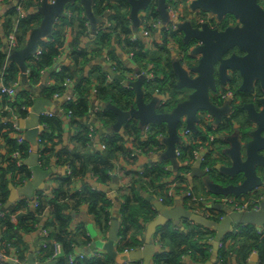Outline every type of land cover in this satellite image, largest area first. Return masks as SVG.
Here are the masks:
<instances>
[{
    "label": "crops",
    "instance_id": "obj_1",
    "mask_svg": "<svg viewBox=\"0 0 264 264\" xmlns=\"http://www.w3.org/2000/svg\"><path fill=\"white\" fill-rule=\"evenodd\" d=\"M108 1L114 5L115 11L112 12L110 9H107L106 11L104 10L98 13L92 8V15L90 16L80 1L73 2L78 3L84 8V13L87 17L85 18V20H87L86 28H84L86 29L84 30V34L86 33L85 35L80 34L79 20H75L76 15L69 8V5L72 3L66 5L65 12L60 15L61 21L54 25V30H60L59 42L61 43L56 62L74 71V78L76 82L70 90V98L75 104L81 103V105L86 109V115H84L83 119H77L76 116L70 115L66 108V113L64 115L50 119L51 129L54 132L53 138L56 140L55 146L52 147L48 153L49 162L46 164L44 163L43 167V169L51 170V173L45 180V188L39 189L47 192L49 191L47 197L42 202L41 208L35 209L34 207H31V205L27 204H21L18 206L16 204L18 199L7 208L5 206L7 202L6 200L4 209L6 210L7 218L0 221V234L6 239L8 247V264H26L31 253L34 256V260L38 263H46L56 260L54 264H58V261L62 257L52 258L53 249H44L40 245V228H43L44 224L54 239H60L67 234L69 235L63 239L65 240L63 243L65 250L67 249V241H70V239L75 241L71 245V249L66 251H73L71 253L82 252L88 254L91 251L89 247L93 244V238L91 237L88 229L89 224L93 225L94 229L97 231V236L101 240H109L110 224L108 227H106L105 224H99L97 220V213L100 211H107L110 219H112L114 215H117V217L121 219V226L124 219L129 217L127 223L130 225L129 227L131 232L133 230V225L130 221H137L141 224L146 222L144 230L145 234L149 223V221H146L145 218L148 211L155 209L159 213L155 206V202L157 201L155 191H160L161 183L176 181L184 176L187 171L184 168L185 163L181 160L182 158L180 156L176 154V157L173 158L168 155L167 146L164 147L165 149L163 148L162 151H158L155 148L153 150L147 149L149 145L155 146L153 139L155 141L156 139L152 137L150 133L144 132L143 129L145 125L140 120L138 121L142 132L139 135V144L144 143V145L147 146L143 151L140 149V151H138L133 157L130 156L131 139L126 121L122 125H119L117 119L114 124L105 125L98 114L97 118L91 121L96 128L94 145H92L91 139L89 141L90 143L87 145L85 141L83 142L82 139L78 138V133L80 132L79 130L81 129L82 124L86 125V120L91 119V112L96 106L101 107V113L104 109L109 107L114 109V111L115 108H120L117 105H112L113 107L110 106L112 103L108 100H104V98L100 95V92L103 94L106 87L111 86L109 83L112 79L117 80L119 83L122 80L123 82L127 81L125 74L130 73V76H132V78L130 77L131 79H129V84L134 87L135 99L133 100L132 107L130 109L136 105L139 88H142L145 96L143 85L144 81H146V75L141 74L137 77L135 75L133 78V73L138 70L136 69L138 66L133 61L126 46L125 35L122 34L124 32L122 30V21L118 18V12L116 9L117 5L120 3L117 0H106L105 2ZM93 3L94 0H92V4ZM170 3L173 4L174 0ZM154 4L155 3H153V5ZM153 5L143 11L139 10L135 13L133 12L132 5L130 3V13H128L127 16L129 32L126 33H128V36L141 39L142 44L144 45L143 54L147 53L150 59L153 58L162 67H168L169 69L168 61H170L174 67L178 62V53L185 52L180 49V45L172 39H169V48L172 52L167 54L164 47L165 43H162L164 36L160 30L152 32L149 37L144 36L142 21L145 18L144 15L150 13V9ZM14 6H16V0H7L0 6L1 47L7 46V40L9 37V33L4 30L3 22L4 19H6L4 15L7 10L13 8ZM27 12L29 11L27 10ZM104 27H106L107 30H102ZM53 32L48 37L41 38L37 42H34L31 38V32L24 37V41L22 43L17 40V45L10 51L9 54H7L6 66L7 64H13L18 71L13 78V81H8V83L21 81L27 84V70L29 69L31 72V56L35 52L36 47L40 45L39 42L41 40H49L50 38H53ZM79 42L80 45H82L84 52L80 53L78 57L75 58L73 49L76 45L78 46ZM190 47L191 45L189 46L188 51ZM109 56L112 57V60L108 59ZM190 58L192 64H197L199 59L198 55H192ZM112 61H115L119 71L113 70L114 63H112ZM143 68L149 69V66H143ZM111 70L116 73L114 72V75H112L110 72ZM55 72L59 71L50 70V72L42 74V77L39 79H36L37 76L35 73L32 74L31 72V74H28V77L33 78L35 81H33V84H30V89L24 87L26 88L25 93L22 92L18 98L25 100L28 98V93H31L34 95V100L32 101L33 105L35 104L37 97H45L52 102V105L46 104L44 108L46 107L48 109L50 108L56 110L61 107L65 102L61 103L64 99L54 98L52 96L54 87L59 84L55 78ZM116 74H121L122 80L116 78ZM108 75L112 77L111 80L108 79ZM170 82H172V80ZM163 87L167 91L160 92L162 93L160 96L168 100L169 104L173 105V107L179 102L187 99L189 94L192 92L191 89L178 86V83L176 89L173 88V85L170 86L172 89L169 87L171 91L168 89L167 85H163ZM155 97L156 95L152 94L151 100ZM145 99L149 101L147 98ZM126 102L127 101H124V103ZM244 114V110H239L237 117L243 116ZM228 115L231 116L230 114ZM227 118L228 117L225 119ZM229 119L233 122L232 124L235 131V126L238 124L236 122L238 120L240 121L241 117H229ZM55 120H59L61 122L60 129L55 126ZM151 126L155 129L160 128L156 127L154 123H152ZM211 126L212 129L215 130L214 133L218 135L220 140V142L216 145V151L211 154L212 157H215L217 160L215 167H218L222 159L220 144L221 147L223 146L222 149L230 147V144L221 139L219 135L228 137L231 133L224 128L217 131L216 128H219L220 126L219 121H217L215 117L212 118ZM194 129L193 135L195 134L194 132L197 131L198 127H195ZM117 136H119V138H116ZM111 139H114V141L111 143L110 147ZM89 149L101 152L100 154L108 160V163L95 166L85 162L86 168L83 172L77 174L76 176L74 175L73 177H69L64 162L65 154L67 157L74 160L75 165H78V163L80 165V162H78L80 156L83 157V159L88 157L87 155L91 153L90 151H87ZM108 149H111V152L108 151ZM202 151L205 150L203 149ZM31 153L26 157V159L31 155ZM76 154L79 155V159L75 157ZM224 162L227 163L228 160L225 159ZM196 163L197 161L190 165V173L187 178L191 184L196 186L197 190L204 193H206L205 190H207L208 193H212L210 197L206 199L205 207L215 210L218 216L220 214L223 217L226 214V210L224 209V205H226V203L223 201V198L228 194H216V192L213 191V188L211 189L210 187V182L212 180L217 184H223L220 179L221 174L216 168L212 173L213 178L210 177V173L203 175L202 170L205 169L204 163L201 165L202 169L197 166L196 169L193 170ZM143 172H145L147 176L142 174ZM262 172L263 175L264 169ZM149 173L150 176H148ZM93 188L97 189L99 192L98 201L102 200L101 197H107L110 202H107L104 198V204H101V202L92 204V200L89 201L86 198H83V196H80L82 190H89ZM58 193H61V195L65 193L68 194V196L62 199V201H58L61 203V206L59 207L56 205L57 202L54 200L52 201L53 197L58 195ZM86 194L88 196L91 195L89 193ZM109 203H111L112 206H109ZM185 204V196L182 192V188H176L173 196L170 197L167 200L166 205H164L166 207H174L178 205L187 207ZM36 220L37 222H35ZM188 221L190 220L182 219L179 222L175 221V224L184 229V227L186 228V222ZM239 227L242 226H235V230L239 229ZM87 233L90 234L91 238V241L89 242L86 240ZM214 237L213 239L210 238V241L208 242L212 246V252L210 254L211 257L209 260L212 259L214 255V247L212 244ZM89 243H91L90 246ZM156 244L160 243L155 242L156 252L158 250L159 252L170 251L168 246L164 248L162 246L158 247ZM95 249L100 250L99 248ZM237 249L238 248L232 252L233 256L230 260V264H249L253 254L245 259L242 253L240 255L238 254ZM103 256L104 259L109 257L105 251H103ZM200 259V256H197V259L188 257L186 263L202 264L208 261H200ZM217 259L219 260L218 256ZM88 263L91 264L90 262ZM112 263L116 264L114 260ZM141 264L144 263L141 262ZM152 264H154L153 261ZM256 264H261L259 258L256 261Z\"/></svg>",
    "mask_w": 264,
    "mask_h": 264
},
{
    "label": "water",
    "instance_id": "obj_2",
    "mask_svg": "<svg viewBox=\"0 0 264 264\" xmlns=\"http://www.w3.org/2000/svg\"><path fill=\"white\" fill-rule=\"evenodd\" d=\"M76 1L82 3L89 16L92 15V0H56L54 3L43 0L42 5L37 9L43 15L42 22L31 31L33 41L37 42L51 35L54 30L55 17L64 13L66 5ZM154 1L157 2L162 18L165 21L168 20L167 4L170 0H129L135 13L145 10ZM190 7L195 10L213 12L220 19L225 14H232L238 18L239 24L219 30L208 25L197 28L192 27L188 22L183 23L181 30L185 33L184 41L191 45L188 56L198 55L199 59L190 70L193 76L178 62L174 70L178 76V86L191 89L192 92L187 99L176 104L171 111H158L157 98L147 101L142 88H139L135 107L130 110L115 108L118 114V124L122 125L132 118L140 120L144 125L166 124L168 128L167 153L174 158L180 141L179 123L183 116L186 117L188 126L193 130H195L197 115L200 111L205 112L211 118L207 126H211L213 117L219 121L220 127H223L227 119L232 117L228 115L229 105L219 106L212 99V93L218 91L219 79L215 68L219 67L220 80L225 82L229 80V78L226 80L229 70L238 71L241 75V85L237 93H241L242 101L237 109L244 110L246 115L236 122L238 124L235 126V131L233 130L235 134L230 132L228 137L219 135L221 139L230 144V147L222 149L223 146L221 147L220 144L222 159L215 169L217 168L220 172L223 184H217L212 180L210 187L216 194L240 196L264 182V174L262 175L264 169V96L259 99L261 104L259 109L255 108L254 103L244 101V93L250 88L254 77L258 78L264 91V8L258 0H193ZM233 49H239L242 54L230 53ZM110 72L114 75L115 71ZM115 77L122 80L121 74H116ZM46 104L52 105V102L45 97H37L33 111L22 120V125L27 127L24 137L33 150L31 155L25 159L33 171V178L23 187L10 184V195L5 204L7 208L20 197H33L37 190L44 189L45 180L50 176L51 170L43 169L38 164L39 113L46 108H44ZM226 117L228 118L225 119ZM219 128L216 129L219 130ZM214 148L216 151L217 147L214 146ZM204 154L205 151H201V156ZM225 159L228 160L227 163L224 162ZM202 163L199 158L193 170L197 166L202 169ZM202 172L203 175L208 173L205 169ZM155 206L159 213L147 225L144 234L145 244L142 248L129 252L118 250L115 241L120 234L121 219L117 215H114L110 221L108 241L101 240L93 225H88L93 238V244L89 248L91 250L99 248L105 251L116 264H124L130 260H143L144 264H152V258L156 252L154 235L158 228L168 221L179 222L184 219L216 231L212 242L213 258L202 264H218L219 242L225 238L227 233L235 230V226L254 224L260 228L264 227V199L258 210H237L233 205L226 204L224 205L226 214L221 219L207 217L183 205L166 207L164 203L156 201ZM258 258V253H253L249 264H256ZM55 262L56 260L38 263L31 253L26 264H54Z\"/></svg>",
    "mask_w": 264,
    "mask_h": 264
},
{
    "label": "trees",
    "instance_id": "obj_3",
    "mask_svg": "<svg viewBox=\"0 0 264 264\" xmlns=\"http://www.w3.org/2000/svg\"><path fill=\"white\" fill-rule=\"evenodd\" d=\"M105 1L106 0H94V3L92 4V8L98 13L104 10L106 11L107 9H110L112 12L115 11L114 5L109 1L108 2H105ZM117 1L120 3L116 7L117 12H118L117 16L122 21L123 27L122 26L121 27H122V30L124 31L122 34L125 35L126 46L129 50V53L133 61L136 64H140L142 66H149V70L152 69L155 73L161 75L160 77H157L154 81H149V82L144 81L143 89L145 92V98H147L148 100L151 99L152 94L156 93V89H159L161 92L167 91L163 87V85H167L170 91L172 89L170 87L171 85H173L174 86L173 88L176 89L177 83H178V76L174 70L173 64L170 61H168V65H169V69H168V67H162L153 58L150 59L147 53L143 54L144 45L142 44L141 39L134 38L133 36H128V33H126V32H129L127 16H128V13H130V9H129L130 2L128 0H117ZM155 2L156 1H154L153 3ZM41 3H42V0H26L23 3L24 9L22 10L24 11L25 14L18 11L17 6H14L13 8L7 10L4 15V17L6 18L4 19V22H3L4 30L9 33L10 30L14 26H16L17 27L16 38L17 40H19L18 42L22 43L24 41V37L28 35L32 31L33 28L40 25V23L42 22V18H43V15L41 12L34 11V12L29 13L27 12V10L32 9V8L36 9L37 7L41 5ZM69 8L76 15L75 20H79L78 23H79L80 34L85 35L86 33L84 34V30L86 29L84 28H86V21H87L85 20V18L87 17H86V14L84 13L83 6H80L78 3H72L69 5ZM152 10L154 11L152 14V18L154 20H158L160 17H162L158 11L157 2L152 6ZM102 30L105 31L107 30V28L104 27V29ZM171 34H172V40L175 41L178 45H180V49H182L187 54L190 44L184 41L185 33L182 30H178ZM59 36H60V30H54L53 35H52L53 38H50L49 40H41L39 42L40 46L42 47V53L39 55L38 59H32V64L30 66L32 74L35 73L37 76L36 79H39L40 77H42L41 70L43 68H45L48 65L53 64L56 61L59 48L61 46V43L59 42ZM164 36L165 37L162 43H165V46H164L165 51L168 54L169 52L171 53L172 51L169 48V39L167 38L168 36L167 35H164ZM1 42L2 40L0 37V47L2 46ZM79 45H80V42L78 46L76 45V47H74L73 49V54L75 58H77L80 53L84 52L82 45L80 46ZM5 58H6V55L0 51V69L3 68L5 65ZM190 63H191V60H190ZM62 67L63 68L59 72H55V78L58 81V83L62 82L65 77H75L74 71H72L70 68H67L65 66H62ZM5 71L8 72L7 80L13 81V78L15 77L18 69L15 68L13 64H10V65L7 64ZM238 79H239L238 85L236 86V88H239L241 77H238ZM171 80L172 82H170ZM109 84H111V86H108L106 88L104 87L105 91L103 92V94L102 92H100V95L104 98V100H108L110 103H112L110 106L117 105L122 109L129 110L132 107L133 100L135 99V90L133 88L128 89V88L122 87L121 82L118 83L117 80H112ZM59 88H60V85L58 84V86L54 87L53 92L59 90ZM25 101L26 103L29 102L27 101V99H25L24 102ZM124 101H127V102L124 103ZM244 101H247V100L244 99ZM67 107L69 110H72L73 115L78 116L82 119L84 115H86V111H85L86 109L81 105V103L75 104L74 102H69L67 104ZM172 108H173V105L168 103V107L166 109H161V110L169 111ZM238 111L239 110L236 108L235 112L232 115V118L233 117L239 118L237 117ZM99 117L105 125H111L117 121L118 114L114 111V109L109 107V108L104 109L102 113L100 112ZM243 117L244 115L241 118ZM54 122L56 124L54 125L60 129L61 122L59 120H55ZM126 123H127V128L130 131V136H134L135 138H137L138 143H139V135L142 132V129L140 130V127H139V121L136 119H130V120H127ZM232 123L233 122L230 119L229 120L227 119L225 125H223V127H220L219 130L218 129L216 130L220 131L224 128V129H227L229 132H233L234 129H233ZM154 124L156 125V127H160L158 129L154 128V132L151 134V136L154 137L157 142L153 139L155 146L149 145L147 149L153 150L155 148L158 151H162L164 147L160 145L157 135L163 132L164 130H166L167 126L164 123H154ZM52 127H53V124H52ZM206 130H207L206 131L207 133H203V131H201L198 128V130L193 135V139L198 142L193 143L190 146H186L182 148V155H181L182 159L181 160L182 161L183 160H193L195 156L193 153L194 149H199L201 151L202 150L201 148H206L207 149L206 155H205L206 160L204 164L213 166L211 171H209L211 175L210 177L213 178L212 173L215 171L217 160L215 157H212L211 154H213V152L215 151L214 146H216V144L220 142V140L219 138H217V135L214 133L215 130L212 129V126H207ZM79 131L80 132L78 133V138L82 139L83 142L85 141V143H87L88 145V143H90L89 142L90 141L89 127L87 125L82 124L81 129ZM211 133H214L215 138L213 141H211L210 147H208L206 145V141L208 140V135ZM199 135H200V138H198ZM116 138H119V136H117ZM113 141L114 139L110 140V147ZM13 145L15 147L18 146L17 143ZM28 146H29L28 141L24 145L20 146L23 150L26 151L25 155L28 152L27 151ZM146 146L147 145H144V143L139 144V147L141 148L142 151L145 149ZM107 148H108V144H107ZM51 149L52 148L47 147L45 149L46 153H49ZM87 151H90L91 153L87 155L88 157H85V159H83V157L81 156L79 159V155L78 154L75 155V157L79 159L78 162H80V165L79 163L78 165L77 164L75 165L74 160L70 159L65 154V157H64L65 162L71 163L73 166L72 173L69 177H73L74 175L76 176L77 174H80L81 172H83L84 169L86 168L85 162H87L90 165L93 164L95 166L99 164L103 165V164L108 163V160L105 157H103L102 154H100L101 152L94 151V149H91V150L89 149ZM108 151L111 152V149H108ZM48 162H49V159L45 156V164ZM184 168L186 170L190 168L188 163L187 164L185 163ZM9 171H15V168L9 167V168L3 169L0 167V202L3 204H5L10 194L9 186L12 182L8 179ZM24 171L28 174L31 173L28 167H25ZM142 174L147 176L145 172H143ZM148 176H150V173L148 174ZM182 179L189 182V180H187L184 176H182ZM167 184L168 182H163L160 184V191H155L156 196H159L160 193L166 192ZM81 192L82 193L80 194V196H83V198H86L89 201L92 200V204H95L97 202H101V204H104L105 199L107 202L109 201L107 197L106 198L104 197L105 199L101 197L102 200L98 201L99 192L95 188L89 189V190L87 189L82 190ZM86 193H89L91 195L88 196ZM261 195L264 196V191H260L257 193V197ZM67 196H68L67 193L62 194V195L61 193H58V195L53 197L52 201L54 200L55 202H57L56 205L57 207H59L61 206V203L58 201H62V199L66 198ZM248 196H251V192L240 195L238 197L248 198ZM166 202L167 201L165 200V203ZM21 204L26 205L25 203H20L17 205L20 206ZM185 205L188 207L187 204ZM109 206H112V204L109 203ZM107 213H108L107 211L105 212L100 211L97 213V220L99 224H105L106 227H108V225L110 224V220H111L110 216ZM157 215H158V212L155 209L149 210L145 217L146 221H151ZM221 217L222 216L219 214L217 218L220 219ZM127 220H129V217L124 219V222L122 223V226L120 228V234L123 235L124 237L122 247L120 248V250L122 251L126 249L128 250L139 249L145 243L143 234H144L146 222L144 224H141V223H138L137 221H130V223H132L133 225V230L131 232L130 227H129L130 225L127 223ZM35 222H37V220ZM241 226L242 227H239L237 231L234 230L230 233H227V235L223 239V241L227 242V245L220 248L219 250L218 257L220 260V264H230V260L233 256L232 252L236 248H238L237 249L238 254L240 255L242 253L245 259L250 257L251 254H253L254 252H257L259 255L261 264H264V233L259 232L258 229H260V227H257L254 224H249L246 226L241 225ZM43 227H46V225L44 224ZM262 229L264 231V228ZM68 236L69 235L67 234L60 239H54L52 237V234H50L51 242L52 240L59 241L62 244V247L64 250V257L62 258L60 257L61 259L58 261V264H69L65 258V255L73 251H66V250H70L71 245L75 241L73 239H70V241H67V244H66L67 249L65 250L64 244H63L65 240L63 239ZM214 236H215L214 230L204 227L197 223L188 221L186 222V228L184 227V229H182L178 227L174 221L172 220L168 221L158 228V231L154 235V241L155 239L159 238L160 244H156V245L158 247L162 246L164 248L168 246V249H170V251L168 252L160 251L159 252L158 250L153 255V258H152L153 262L154 264H186L184 261H182V255L188 254V253H190L191 258H194V259L195 258L197 259V256H200L201 257L200 261L209 260V258L211 257L210 254L212 252V246L208 242L210 241V238H213ZM86 240L87 242L91 241L89 233H87ZM44 247H43L44 249H51L50 242H48V244H46ZM112 261L113 260L110 257H106L104 260H98L96 262L85 261V262H78L76 264H82V263H88V262H90L91 264H113Z\"/></svg>",
    "mask_w": 264,
    "mask_h": 264
},
{
    "label": "built area",
    "instance_id": "obj_4",
    "mask_svg": "<svg viewBox=\"0 0 264 264\" xmlns=\"http://www.w3.org/2000/svg\"><path fill=\"white\" fill-rule=\"evenodd\" d=\"M7 0H0V6L6 2ZM26 0H17L16 6L17 10L22 12L24 8V2ZM56 0H48L49 3H54ZM172 0L168 1L167 4V11H168V20H164L162 17H160L158 20H154L152 18L153 10L152 7L150 9L149 14L144 15V19L142 21V27L144 29V36L149 37L152 32L160 30L162 31L163 36L167 35L168 39H172V34L178 30H181V25L183 23L188 22L192 27L197 28H203L204 25H208L209 27L213 29H224L226 25L224 26V23L220 20L217 14L210 12V11H204L202 9H192L190 7L193 0H174V3L171 4ZM43 2V0H42ZM42 5V3H41ZM40 5V6H41ZM149 7V6H148ZM37 9L39 7L28 9L29 13L31 12H38ZM65 12V11H64ZM160 13V12H159ZM161 14V13H160ZM162 16V15H161ZM61 21L60 15H57L55 17V24L59 23ZM16 31L17 27L14 26L10 32L9 37L7 40V46L6 47H0V51L3 52L6 55L5 58V65L3 68L0 69V167L5 169L9 167H14L15 171H9L8 172V179L14 184L16 187H23L33 178V171L30 168V166L25 162L26 157L33 152L32 146L29 145L27 147V154L25 155V150H23L20 146L24 145L27 142V139L24 137V133L27 130L26 125H22V120L26 119L30 112L33 111V98L34 95L31 93H28L27 102H24V100H21L18 98V96L24 92L25 89L29 88L33 84V78L28 77V74H31L30 70L28 69L27 72V84L21 81H14L11 83H8L7 80V74L8 72L5 71L6 68V60H7V54L10 53V51L17 45V38H16ZM165 37V36H164ZM4 49V50H3ZM42 53V47L39 45L37 46L35 52L32 54V59H38L39 55ZM108 59L112 60V57L109 56ZM191 58L188 56V52L186 53H178V60L181 62L182 66L188 71L190 75H194L190 72L192 66L194 64L190 63ZM114 63L113 70H118L117 65L115 64V61H112ZM62 68V65L57 63L56 61L46 66L41 70V73L44 74L45 72H50V70L53 71H60ZM119 71V70H118ZM133 78L136 75L139 76L141 74L146 75V81H154L157 77H160V74L155 73L152 69H144L143 71L133 73ZM127 81L123 80L121 81V85L124 88H133L134 87L129 84V79L132 78L130 76V73L125 74ZM131 77V78H130ZM108 79L111 80L112 77L108 75ZM113 80V79H112ZM75 78L74 77H65L62 82H59L60 88L57 91H54L52 93V96L54 98L64 99L61 103L64 104L54 109H48L42 110L39 113V126L40 131L38 135V164L41 167H44L45 163V156L49 158L48 153H46L45 149L47 147H54L55 146V140L53 137L54 132L51 129L50 125V119L53 117H59L60 115H64L66 113V108L70 115H73L72 110H69L67 107V104L69 102H73L70 98V90L75 85ZM40 83V82H39ZM38 83V84H39ZM26 87V88H24ZM30 89V88H29ZM159 89H156V95L157 98V104L156 108L158 111H162V107H168V100L164 99L160 96L162 93ZM218 97L220 96V92L218 93ZM70 99V100H69ZM75 99V98H74ZM151 99H149L150 101ZM242 101V95L238 94L236 91L234 92V88L227 87L225 91H221V98L216 104L219 106L223 105H229V110L231 113L234 112V110L237 108L239 103ZM101 107L96 106L90 115V120H86V125L89 127V136L92 141V145H94V140L96 136V128L91 123V121L95 118H97L98 114L101 112ZM168 111V110H167ZM171 111V110H170ZM77 119H82L78 116H76ZM135 119V118H132ZM138 120V119H136ZM210 120V117L208 114H205V112L200 111L197 115V122L195 123L196 127H198L203 133L206 132V126L208 125ZM152 123L147 124L144 126V132L152 134L154 132V128L151 126ZM193 129L188 126L187 119L185 116H183L179 123V135H180V141L177 145L176 154L181 157L182 155V148L186 146H190L193 143H196L198 141H195L193 139ZM195 133V132H194ZM2 136V137H1ZM168 136V128L164 130L163 132L159 133L157 135L159 139L160 145L163 147L167 146L166 139ZM4 138V139H3ZM200 138V135L198 136ZM215 138L214 133H211L208 135V140L206 141V145L210 147L211 141H213ZM130 156H135L138 151H140L138 139L134 136H130ZM17 143V147H15L13 144ZM29 143V142H28ZM30 144V143H29ZM165 149V148H164ZM207 151L206 148H201ZM201 150V151H202ZM201 151L199 149H194V159L193 160H183L184 163H188L190 166L194 162H196L199 158L204 163L206 158V153L201 156ZM215 152V151H214ZM213 152V153H214ZM65 162V160H64ZM67 174L70 176L73 170V166L71 163L65 162ZM28 167L31 171L30 174L26 173L24 171V168ZM204 168L207 172L211 171L213 166L205 165ZM190 171L189 169L184 174V177L188 180L187 176L189 175ZM166 192L160 193L159 196H156L157 201H160L164 204L165 200L167 201L170 197L173 196V193L176 188H182V192L185 196V203L188 205L187 208L191 209L194 212L202 213L207 217L210 218H217L218 214L213 209H208L205 207V201L207 198L210 197L211 193H208L207 190H205L206 193L197 190L196 186L194 184H191L190 182L182 179V177L176 181L170 182L166 186ZM260 191H264V182L256 186L251 192V196H248V198L244 197H238L234 195H226L223 198V201L226 204L233 205L235 209L237 210H251V209H260L261 207V201L264 199V196H258L257 193ZM49 192V191H48ZM47 191L44 190H38L35 192L33 197H20L17 200L16 204L25 203L27 205H31V207H34L35 209H39L42 205V202L45 200V198L48 195ZM30 207V206H29ZM7 218L6 210L4 209V204L0 202V221ZM218 219V218H217ZM264 228V227H262ZM258 229L259 232L264 233L263 229ZM40 245L41 247H44L48 242H50L51 247L53 249V255L52 258H59L64 257V250L62 247V244L59 241L50 239V231L47 230L46 227L40 228ZM238 229H236L237 231ZM215 238V237H214ZM213 239V238H212ZM124 241L123 235H119L118 239L115 241V245L118 248L120 252H129L131 250H120L122 247ZM155 242H159V238L155 239ZM226 241H220L219 247L222 248L227 245ZM91 243H89V246ZM45 248V247H44ZM142 248V247H141ZM8 247L6 244V240L2 237L0 234V264H8V253H7ZM220 250V249H219ZM255 253V252H254ZM219 255V252H218ZM188 257H191L190 253L183 254L182 255V261L186 263V260ZM65 258L69 264H76L78 262H85V261H97V260H103V251L92 249L88 254L85 253H68L65 255ZM143 263L142 260H130L125 262L124 264H141ZM220 263V260H219ZM218 263V264H219ZM187 264V263H186Z\"/></svg>",
    "mask_w": 264,
    "mask_h": 264
},
{
    "label": "flooded vegetation",
    "instance_id": "obj_5",
    "mask_svg": "<svg viewBox=\"0 0 264 264\" xmlns=\"http://www.w3.org/2000/svg\"><path fill=\"white\" fill-rule=\"evenodd\" d=\"M258 2L264 8V0H258ZM220 20L224 23V26L226 25V27L239 24L238 18L232 14H229V13L225 14ZM226 27H224V28H226ZM233 52H235L237 54H242V52L239 49H233L230 51V53H233ZM215 73L219 79L218 80V91L216 93H212V99L216 103L221 98V91H225L227 89V87H232V88H234V92L235 91L237 92L236 86L238 85V80H239L238 77H241V75L239 74L238 71L229 70L227 73V78H226V80L228 78H229V80H227L225 82L224 80H220L219 67L218 66H216V68H215ZM240 85H241V82L239 84V87H240ZM220 87H221V89H220ZM219 92H220V96L218 97ZM239 94H240V92H239ZM263 96H264V91L261 87V83L257 77H254L252 79L250 88L244 93V99L247 100L246 102L254 103L255 108L259 109L261 107V104L259 103V99ZM235 110H234V112H235ZM233 113H231L230 110L228 111V114H230L231 116L233 115ZM245 115L246 114H244V116Z\"/></svg>",
    "mask_w": 264,
    "mask_h": 264
},
{
    "label": "rangeland",
    "instance_id": "obj_6",
    "mask_svg": "<svg viewBox=\"0 0 264 264\" xmlns=\"http://www.w3.org/2000/svg\"><path fill=\"white\" fill-rule=\"evenodd\" d=\"M151 5H153V2L150 4V6ZM178 63H181L179 60H178ZM137 68L136 69H138V70H136L135 71V73H137V72H140V71H143L144 70V68H143V66L142 65H140V64H137ZM167 107H162L161 109H166ZM211 119V118H210ZM244 198H246V197H244ZM223 241V240H222ZM252 255V254H251Z\"/></svg>",
    "mask_w": 264,
    "mask_h": 264
},
{
    "label": "clouds",
    "instance_id": "obj_7",
    "mask_svg": "<svg viewBox=\"0 0 264 264\" xmlns=\"http://www.w3.org/2000/svg\"><path fill=\"white\" fill-rule=\"evenodd\" d=\"M236 89H238V88H236ZM241 94V93H240ZM209 173V172H208Z\"/></svg>",
    "mask_w": 264,
    "mask_h": 264
}]
</instances>
